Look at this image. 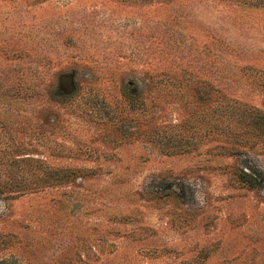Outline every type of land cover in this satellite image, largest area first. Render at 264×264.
Here are the masks:
<instances>
[{"label": "rangeland", "instance_id": "1", "mask_svg": "<svg viewBox=\"0 0 264 264\" xmlns=\"http://www.w3.org/2000/svg\"><path fill=\"white\" fill-rule=\"evenodd\" d=\"M261 4L0 0V264H264Z\"/></svg>", "mask_w": 264, "mask_h": 264}, {"label": "trees", "instance_id": "2", "mask_svg": "<svg viewBox=\"0 0 264 264\" xmlns=\"http://www.w3.org/2000/svg\"><path fill=\"white\" fill-rule=\"evenodd\" d=\"M237 2L242 5L259 6L262 5L261 3L263 2V0H237ZM77 174V170L66 168L65 170L59 173L56 179L59 182H64L66 180L71 181L73 178H76ZM46 181L47 180L45 179V182Z\"/></svg>", "mask_w": 264, "mask_h": 264}]
</instances>
